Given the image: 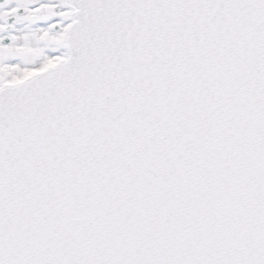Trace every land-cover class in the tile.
<instances>
[{
  "label": "snow or ice",
  "instance_id": "obj_1",
  "mask_svg": "<svg viewBox=\"0 0 264 264\" xmlns=\"http://www.w3.org/2000/svg\"><path fill=\"white\" fill-rule=\"evenodd\" d=\"M0 264H264V0H0Z\"/></svg>",
  "mask_w": 264,
  "mask_h": 264
}]
</instances>
